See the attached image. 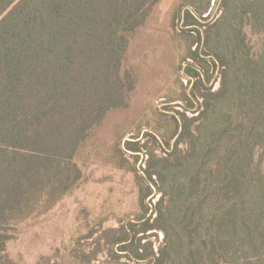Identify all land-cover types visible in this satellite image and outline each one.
Listing matches in <instances>:
<instances>
[{"label": "trees", "instance_id": "trees-1", "mask_svg": "<svg viewBox=\"0 0 264 264\" xmlns=\"http://www.w3.org/2000/svg\"><path fill=\"white\" fill-rule=\"evenodd\" d=\"M162 1L0 0V264H20L10 244L74 197L84 167L98 164L140 176L136 213L116 229L98 224L94 252L113 248L105 264H264V0H217V18L204 17L212 0H172V28L178 21L198 41L181 62L197 63L178 67L189 80L178 99L185 111L172 116L173 143L158 128L148 133L166 157L150 153L141 176L140 135L127 139L132 124L110 117L132 106L130 44ZM246 28L259 37L254 55ZM206 62L219 73L215 91ZM154 230L164 234L158 251L146 235Z\"/></svg>", "mask_w": 264, "mask_h": 264}, {"label": "rangeland", "instance_id": "rangeland-1", "mask_svg": "<svg viewBox=\"0 0 264 264\" xmlns=\"http://www.w3.org/2000/svg\"><path fill=\"white\" fill-rule=\"evenodd\" d=\"M216 1L212 0L211 9L204 17L214 12H217L216 18L220 16L221 10L217 9ZM172 3V0H163L159 3L149 19V24L133 36L126 66L132 64L135 68L139 77L138 87L133 93L132 106L126 110L115 111L110 117L114 121L125 119L132 124L131 130L127 131V139L140 135L142 155L137 169L141 176L143 169L148 166L150 153L161 158L166 157L163 144L158 139L156 141L151 136H147L148 133H155L158 128L167 142L173 143L172 116L179 117L178 113L185 111L178 105L181 102L178 99L188 95L189 80L182 70H178V67L186 63L191 65L197 63L190 58L183 64L181 62L182 56L185 55L186 44L191 45L194 50L198 41L197 35H181L180 22L176 21L175 28H172L171 18L168 15ZM246 31L248 44L254 55L259 50V37L250 28H246ZM210 64L206 62L200 65H203L201 67L209 77L216 79L213 86L215 91L219 88V73ZM170 96L176 98L177 104H171L168 110H165L164 104L169 101ZM196 115L186 112V117L190 119ZM196 124L197 122L193 124V129ZM110 131L112 130L104 132ZM182 148L184 149L185 145H182ZM121 149L124 151L123 146ZM125 157L128 163H134L135 160L131 154L125 152ZM256 159L264 167V149L257 153ZM104 160L106 159H102ZM83 171L87 182L76 195L63 201L49 216L10 244L8 252L13 259H19L20 264H39L40 262L41 264H64V261L85 259L91 264H105L109 260L113 261V248L108 244H102V252L98 254L94 252L98 247L96 240L100 237L101 228L98 230V224L102 220V230L116 229L119 226L117 221L128 217L130 211L133 215L136 213L138 209L137 177L140 176L127 170H120L116 165H91L84 167ZM160 198L161 193L156 189L152 199L153 205ZM79 210L82 214L80 219H77ZM88 222L91 225L89 227ZM77 228L79 232L73 236ZM92 231L95 234L94 238H84ZM146 235L155 251H158L163 244L164 234L154 230ZM145 242L146 240L143 244Z\"/></svg>", "mask_w": 264, "mask_h": 264}]
</instances>
